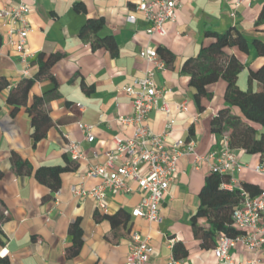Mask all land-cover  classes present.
Instances as JSON below:
<instances>
[{
    "label": "crops",
    "instance_id": "crops-1",
    "mask_svg": "<svg viewBox=\"0 0 264 264\" xmlns=\"http://www.w3.org/2000/svg\"><path fill=\"white\" fill-rule=\"evenodd\" d=\"M142 1L147 0H23L30 7L27 47L33 59L29 78L38 73L41 56L45 61L53 55L57 58L48 72L57 85L44 76L30 86L25 103L17 108L7 104L9 88L0 92V210L4 215L0 223V264H125L130 236L135 231L149 239L147 264H166L174 242H180L186 250L183 264H218L213 253L216 237L213 243L202 245L191 224L199 206V192L210 173L205 162L195 168L194 154L178 159L175 178L159 206V223L130 216L141 200L138 192L108 197L107 214L123 211L128 215L123 226L114 228L92 199L74 198L70 192L73 185L86 189L97 185V179L85 175L87 165L103 163V153L116 150V139L132 137L133 128L118 118L132 112V99L123 88L142 76L145 63L139 53L147 46L170 55L166 68L155 76L156 84L166 91L169 111H152L147 125L154 134L166 131L167 147L176 141L192 142L199 156L220 150L227 135L211 130L213 118L227 108L226 83L219 79L206 86L207 94L196 96L183 70L184 62L213 42L207 33L235 29L245 38L247 50L225 47L224 53L233 55L243 66L237 77L238 88L247 90L248 73L264 64V54L259 55L253 44L258 40L264 47V24L256 26L264 0H183L175 22L164 24L163 36L146 34L148 25L135 10ZM77 3L81 5L78 10ZM14 5L15 1L0 0V8ZM129 16L135 18L133 23L127 21ZM98 18L103 20V27L97 34H81L88 19ZM6 30V22L0 19V79L14 85L21 78V66L15 50L6 44ZM97 37H111L114 52L94 44ZM251 89L257 90L256 82ZM39 97L43 98L42 107L51 126L44 137L34 141L29 109ZM230 111L243 119L238 107ZM79 121L93 127L94 139L89 144L83 142ZM251 125L259 134L264 132L259 125ZM68 140L79 143L87 161H68L64 151ZM231 152L239 166L229 174L231 184H250L264 190V175L255 172L261 164L264 168L260 155L241 149ZM16 160L27 164V172L15 171ZM64 166L68 169L59 175L54 190L35 176L39 168ZM75 223L81 245L71 254L69 228ZM197 224L207 227L204 218H198ZM230 255L236 262L264 258L263 252H250L239 245Z\"/></svg>",
    "mask_w": 264,
    "mask_h": 264
},
{
    "label": "built area",
    "instance_id": "built-area-1",
    "mask_svg": "<svg viewBox=\"0 0 264 264\" xmlns=\"http://www.w3.org/2000/svg\"><path fill=\"white\" fill-rule=\"evenodd\" d=\"M15 1L16 5L0 8V19L7 25L6 44L16 52V62L21 66V78L29 77L32 68L33 53L27 47L29 24L27 17L30 7L23 0ZM36 1V0H32ZM183 0H147L135 6L147 23L146 34L152 36L165 35L164 24L175 22L178 5ZM128 22L133 23L135 18L129 16ZM145 63L141 77L135 78L131 85L123 91L132 99V112L130 115L119 117L118 121L133 128L131 138L116 139V150L105 152L104 162L101 164L87 165L85 175L97 179L98 184L91 189L82 185H73L70 192L74 198H90L101 213H107V199L109 196L129 195L134 192L141 194V200L134 207L130 216L141 218L148 223H159V206L167 194L169 185L175 178L177 161L180 157L194 154L195 168L205 162L210 173L229 175L239 168L233 153L229 149L227 136L220 144V150L211 151L205 156L196 155L193 143L183 144L174 142L166 146L167 133L154 134L147 125L148 115L159 110L168 113V104L165 102V89L156 84L155 76L166 68L165 61L157 51L146 47L139 53ZM81 110L83 106L77 105ZM82 134L83 142L89 144L93 141L92 125L77 122ZM171 123H167L165 130H170ZM66 155L73 162L87 161L79 143L67 141L64 148ZM95 158L98 154L93 155ZM255 172L264 175V168L258 166ZM223 189L240 191L241 200L231 213L233 226L240 231L234 237L219 234L213 253L218 264H264L258 259H249L236 262L232 259L230 251L236 246H241L250 252H263L264 254V190L251 196L242 190L239 185L223 184ZM151 247L147 236L133 232L129 240V249L125 264H147ZM2 253L0 252V255ZM166 264H183V260L169 257Z\"/></svg>",
    "mask_w": 264,
    "mask_h": 264
},
{
    "label": "trees",
    "instance_id": "trees-1",
    "mask_svg": "<svg viewBox=\"0 0 264 264\" xmlns=\"http://www.w3.org/2000/svg\"><path fill=\"white\" fill-rule=\"evenodd\" d=\"M80 7L81 5L78 3L75 5L76 10L80 9ZM261 24H264V6L260 11L256 26ZM102 27L103 20L101 18L88 19L82 28L81 34L91 33L95 35ZM207 36L214 38L213 42L203 48L197 57L186 60L183 70L189 75L190 85L195 89L196 96L207 94V85L219 79L225 81L224 102L227 108L220 110L213 118L211 130L217 135H222L223 132L227 133L228 146L231 151L241 149L247 154H258L262 162H264V132L259 134L258 130L251 125V123L257 124L260 129H264V64L256 71L248 73V89L242 91L237 86V77L243 66L233 55L227 56L224 53V48L237 47L240 51L246 52L247 42L245 38L235 29L228 30L223 34L207 33ZM94 44L112 52L115 50L111 37H97ZM253 44L258 54L263 55V45L258 40H254ZM157 53L167 65L170 55L162 50H157ZM56 58V56L52 55L43 61L41 56L38 73L30 78H20L14 85H9L6 80L0 79V92L5 88H9L7 104L14 106V108L24 104L30 86L44 76L50 78L54 86H56V80L48 72L50 65ZM252 82L257 83L256 91L251 89ZM42 105L43 98L39 97L34 100L29 109L34 129L32 133L34 141L44 137L51 126L50 118ZM232 107H238L245 120L233 115L230 111ZM68 161L71 162L70 159ZM13 164L18 174L25 173L28 170L27 164L24 162L16 160ZM67 169L68 166L39 168L35 171V176L54 190L59 182V175ZM229 183V175L209 173L199 192V206L191 219V224L194 235L202 238V245L204 246L208 243H213L215 237L217 239L219 234L234 237L240 233L233 226L231 220V213L241 200L240 191L237 188L228 191L221 187L223 184ZM240 187L251 196L260 192V190H256V187L250 184L243 183ZM102 215L113 228L123 226L128 219V215L123 211L115 214L102 213ZM198 218L205 219L206 228L197 224ZM3 219L4 215L2 210H0V223ZM69 233L72 236V247L68 249V253L75 254L81 245L80 231L76 223L70 226ZM171 251L172 256L177 260H183L186 255V250L180 242H174L171 246Z\"/></svg>",
    "mask_w": 264,
    "mask_h": 264
}]
</instances>
